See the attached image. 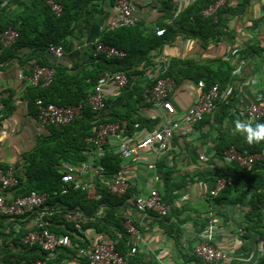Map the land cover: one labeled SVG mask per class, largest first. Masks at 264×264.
Returning a JSON list of instances; mask_svg holds the SVG:
<instances>
[{
  "label": "crops",
  "instance_id": "obj_1",
  "mask_svg": "<svg viewBox=\"0 0 264 264\" xmlns=\"http://www.w3.org/2000/svg\"><path fill=\"white\" fill-rule=\"evenodd\" d=\"M31 1L39 0H0V10L5 8L6 15L16 18L23 12L25 4ZM115 2H92L89 5L91 10L79 20L68 37L63 47L64 56L49 57L50 61H59L74 72L89 70L95 74L91 57L96 43L110 31L109 25L116 16ZM131 2L136 23H139L144 37H150L158 29L165 30L167 26H174L176 29L177 17L197 0ZM229 4L243 11L239 14H226L229 35L221 41L204 46L196 37L180 34L169 38L168 35L167 42L149 52L148 61H140L132 68L131 72L134 71V74L126 90L117 92L112 86L105 89L110 108L123 110V103L129 95L137 89L143 96L144 91L155 83L163 67H169L176 60L182 63L178 70L182 74L187 73L186 77H179L180 81L176 83L170 96L176 109V114L171 118L178 120L195 105L202 92L198 87V80L193 79L200 66H208L215 71L222 67L223 62L233 66L234 81L230 85L232 87H227V98L218 103L216 111L206 116L204 122L201 121L203 123L181 127L174 134L169 150L161 157L147 155L139 164L128 160L121 162V169H125L126 177L131 183L124 215L140 226L138 229L142 241L139 256L143 259L142 264H198L189 259L203 234H207L211 223L218 227L214 233V246L240 259L243 264L260 263L261 253L264 251V207L257 212L254 210L256 213L248 220L247 217L253 214L251 191H238L228 197L223 196L222 199L210 196L216 178L237 169L217 153L216 142L222 134H237L233 131L234 121L238 118L246 119V108L264 93V58H256L253 63L242 58L244 46L256 43L264 47V0H232ZM129 38L124 36L125 40ZM30 54L31 51H22L14 59L7 60L6 64L0 63V101L4 105V116L0 118V165L18 173L25 183L28 182L26 171L29 166L26 157L37 150L50 132L48 127L38 123L28 99L32 85L24 79L30 75L27 73L28 67L21 62ZM133 98L138 97L134 94ZM110 108L105 109V113L109 114ZM163 114L162 109L146 105L141 100L133 117L144 120L145 124L154 126V129L143 128L129 138L133 142H139L157 131L162 124ZM118 148L119 142L111 138L104 152L116 153ZM147 163H155L156 166L160 163L155 170V174L161 175L160 183L155 184L154 172L145 169ZM155 186L172 208L166 222L154 214L141 215L134 205L138 194L148 192ZM0 194L8 200L15 196L11 189L0 190ZM35 224L34 216L0 219V264H11L15 254L20 252L21 248L17 246L13 236L33 231ZM170 228L180 231L178 238L169 234ZM85 232L92 243L108 239L92 230ZM79 260L84 262L77 252L76 256L66 260L58 261L56 258L51 264H79Z\"/></svg>",
  "mask_w": 264,
  "mask_h": 264
},
{
  "label": "trees",
  "instance_id": "obj_2",
  "mask_svg": "<svg viewBox=\"0 0 264 264\" xmlns=\"http://www.w3.org/2000/svg\"><path fill=\"white\" fill-rule=\"evenodd\" d=\"M49 1L39 0L38 2L26 3L23 12L16 18L6 15L5 8L0 10V32L11 27L20 34L15 45L1 50L0 63L4 65L8 62L7 60L14 59L20 52L31 51L30 56L21 62L22 65L28 67L27 73L29 75L32 74L37 65L55 70V76L50 85L42 86L40 83V85L31 86L29 89L31 98L28 96V99L31 108L33 107L34 116H37L35 107L37 99H43L61 107L83 103L84 110L81 118L65 127H48L49 135L43 139L34 153L26 157L29 163L26 171L28 182L25 183L24 178L15 173L19 179V185L11 190L15 193L14 198L24 197L32 192L49 195L46 204L41 208V211L45 213L46 228L57 235L68 236L74 247V249L64 248L58 253L56 256L58 261L76 256L79 248H89L92 242L85 231L92 230L114 242L116 250L121 255L129 257L130 264H142L143 259L139 253L130 255V236L124 226V222L130 219L137 228H140L138 223L124 215V206L128 202V194L122 197L113 195L109 192L107 185L100 182L97 185L99 197L95 199H89L84 191L72 188L66 194H61V179L65 174L62 164L70 162L77 165L87 160V156L84 154L87 140L96 134L100 125L119 124L127 137H133L137 131L146 127L150 130L154 129V126L145 124L144 120L133 117V113L137 112V105L143 100L139 90L136 89L135 93L126 98L123 103V110L111 109L108 101H106L105 109L110 108L111 110L109 114L105 113V109L99 113L94 112L86 104L88 94L106 72H124L128 75L130 84L134 74V71L131 72L132 68L138 65L140 61H148L149 52L151 53V50L159 48L167 42L168 35L169 38H174V35L180 34L196 37L204 46H208L214 41H221L222 38L229 35L226 14H239L242 13L243 9L234 8L227 4L224 8L219 9L216 16L206 17L203 15V11L218 0H197L177 17L176 29L174 26H167L162 36L155 33L150 37H144L139 23L133 27L108 31L102 37L101 42L124 51L126 56L119 60L108 58L104 54L96 55V47H94L91 57V64L95 69V74H93L89 70L74 72L59 61L51 62L49 57L54 58L55 56L51 54L49 49L52 46L65 47L68 37L73 33L79 20L88 14L91 10L89 5L96 0H53L62 6L60 15H56L52 11L48 5ZM110 1L115 2L116 0ZM40 16L42 17L41 20L39 19ZM125 35L130 37L129 40L124 39ZM242 54L243 59L253 63L256 58H264V47L252 43L243 47ZM224 64L225 67L223 68ZM179 65L182 63L180 64L176 60L172 61L168 69V76L172 77L177 84L180 81V76H187V73L182 74L178 70ZM200 67L193 79L198 80V82L203 80L207 88L218 84L224 90L234 81L233 66L228 62H223L222 67L217 71L208 66ZM134 94L138 98L134 99ZM259 122L264 123V120ZM232 147H235L244 156L264 153V141L248 144L246 139L238 133L234 136L222 134L216 142V151L219 155H224ZM122 160L115 152L106 151L100 159V164L111 176L121 169ZM159 164H157V168ZM228 177L232 179V185L226 187L218 197L222 199L223 196L228 197L238 191H251L253 195L251 213L253 214L247 217L249 220V217L264 207V161L255 162L251 171H242L237 168L226 175H219L215 181ZM162 199L167 202L166 199ZM254 210L256 212H253ZM69 215L76 216L77 221L69 220L67 218ZM154 215L156 214L154 213ZM156 216L163 222L169 220V216ZM34 218L36 220L35 216ZM29 232L28 230L23 235L13 236L17 246L21 249H19L18 254H15L11 264L45 259L46 254L38 246L31 248L23 244V238ZM179 233L178 229L170 228L169 234L171 236L178 238ZM190 260L196 261L198 264H205L195 255L190 257ZM233 264L243 263L235 262ZM259 264H264V257H261Z\"/></svg>",
  "mask_w": 264,
  "mask_h": 264
},
{
  "label": "built area",
  "instance_id": "obj_3",
  "mask_svg": "<svg viewBox=\"0 0 264 264\" xmlns=\"http://www.w3.org/2000/svg\"><path fill=\"white\" fill-rule=\"evenodd\" d=\"M232 0H218L214 5L203 11L206 17L216 16L219 9L224 8ZM52 11L56 15L62 12V6L53 0L48 2ZM114 9L115 18L109 25V30L114 31L119 28L129 27L136 24L137 19L134 16V6L131 0H116ZM158 36L165 33L164 29L156 31ZM20 34L11 27L0 32L1 49L12 47L17 43ZM96 55H106L108 58L123 59L126 56L124 51H120L114 46L105 45L101 41L97 42ZM51 54L57 58L64 56L62 46H52ZM244 65V61L242 62ZM168 66L163 67L155 83L146 89L143 93V103L152 105L163 110V121L160 128L147 135L139 142L133 140L124 134L119 124H102L96 134L87 140V147L84 154L87 160L80 164L64 162L62 167L65 174L61 179V194H66L69 189L82 190L89 199L99 197L98 182L105 183L111 194L122 197L129 194L131 183L126 177L125 169H120L117 173L109 176L105 168L100 164V159L104 155L105 146L108 145L111 138L119 142L118 154L123 160H128L139 164L142 158L149 155L156 158L163 156L170 148L174 134L181 127L194 126L205 119L206 116L213 114L218 103L227 98L229 91L222 90L218 84L207 88L204 81L198 82V87L202 91L195 105L190 108L180 119L171 118L176 114L170 96L176 88L175 80L168 76ZM55 76V70L48 67L35 66L32 74L27 78V82L32 86H48L52 83ZM112 86L117 92L124 91L129 86V77L124 72L105 73L98 80L94 88L89 92L86 104L94 112H102L105 109L107 99L106 88ZM37 109V121L44 127L55 126L56 128L65 127L77 119L81 118L84 110V104L57 106L46 102L43 99H37L35 103ZM4 112V105L0 101V118ZM245 118L251 122L264 120V93L245 110ZM236 168L242 171H251L255 162L264 161V153H256L249 156L242 155L235 147L228 149L223 155ZM145 169L153 171V180L155 184L161 182V175L155 174L157 166L155 163H147ZM88 178V180H83ZM19 185V179L12 170H6L0 165V190L13 189ZM232 185L230 177L215 181L213 189L210 191L211 197H217L226 187ZM49 195L47 193L32 192L24 197H17L12 200L6 199L0 194V219L3 217L24 218L35 216V229L23 238V244L29 247L38 246L46 254L44 260L38 259L32 262L22 261L16 264H51L64 248H72L71 240L68 236L57 235L46 228L44 222L45 213L41 208L46 204ZM134 205L141 215L155 213L159 217L170 215L171 205L162 199L158 187H152L148 192L138 194L134 199ZM67 218L71 221H77L76 216L69 215ZM130 236V255H136L141 248L142 236L139 229L130 219L124 222ZM218 229L216 224L211 223L207 234L202 236L192 253L205 264H233L241 261L234 258L229 253L213 245L214 233ZM78 257L83 259L79 264H130L129 257L121 255L110 239H100L90 245L89 248H79ZM264 257V251L261 253ZM237 260V261H236ZM241 263H243L241 261Z\"/></svg>",
  "mask_w": 264,
  "mask_h": 264
},
{
  "label": "clouds",
  "instance_id": "obj_4",
  "mask_svg": "<svg viewBox=\"0 0 264 264\" xmlns=\"http://www.w3.org/2000/svg\"><path fill=\"white\" fill-rule=\"evenodd\" d=\"M233 131L241 134L248 144L264 141V123L251 122L247 119L238 118L234 121Z\"/></svg>",
  "mask_w": 264,
  "mask_h": 264
}]
</instances>
